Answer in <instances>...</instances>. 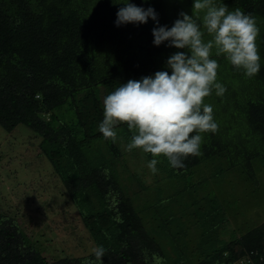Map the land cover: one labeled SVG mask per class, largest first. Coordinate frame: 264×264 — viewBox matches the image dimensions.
<instances>
[{
    "label": "trees",
    "instance_id": "obj_1",
    "mask_svg": "<svg viewBox=\"0 0 264 264\" xmlns=\"http://www.w3.org/2000/svg\"><path fill=\"white\" fill-rule=\"evenodd\" d=\"M133 2L140 5L142 0ZM224 2L256 17L261 71L248 78L217 58L218 79L227 92L205 102L213 105L218 131L204 134L202 154L187 157L182 169L171 168L163 156L158 165L178 181L208 162L207 169L227 173L208 177L213 184L225 187L238 173L257 193L264 188V0ZM148 3L159 13L161 25L171 26L180 11L191 14L192 0ZM118 7L112 0H0V124L9 132L24 124L42 137L41 153L52 162L96 246L106 249L102 264H264V223L217 245L198 243L191 257L186 251L191 241L185 247L174 244V251L183 253L172 256L147 229L143 215L152 213L153 201L131 191L138 178L130 176L125 183L119 171L127 161L122 142L130 141L131 132L121 124L113 142L97 125L105 95L120 82L163 70L177 49L153 45L151 20L115 26ZM145 154L147 162L153 158ZM210 202L215 211L222 209ZM232 208L237 209L230 201ZM38 241L15 215L0 209V264H99L93 252L51 259Z\"/></svg>",
    "mask_w": 264,
    "mask_h": 264
},
{
    "label": "clouds",
    "instance_id": "obj_2",
    "mask_svg": "<svg viewBox=\"0 0 264 264\" xmlns=\"http://www.w3.org/2000/svg\"><path fill=\"white\" fill-rule=\"evenodd\" d=\"M119 5L115 26L154 23L153 45L175 48L163 70L129 79L103 97V118L97 130L116 142L117 128L126 123L131 139L128 152L140 149L153 157L146 167L155 175L159 157L173 169L185 167L189 156H200L206 133H216L214 108L205 98L223 97L227 87L218 79L223 58L234 69L252 78L262 68L257 47L260 28L256 17L240 8L230 9L224 0H192L191 14L180 11L171 26L161 25L159 13L142 0H112ZM144 5H148L145 7ZM102 264L106 249L92 250Z\"/></svg>",
    "mask_w": 264,
    "mask_h": 264
},
{
    "label": "rangeland",
    "instance_id": "obj_3",
    "mask_svg": "<svg viewBox=\"0 0 264 264\" xmlns=\"http://www.w3.org/2000/svg\"><path fill=\"white\" fill-rule=\"evenodd\" d=\"M41 139L24 124L12 132L0 124V209L15 215L51 259L89 255L97 247L94 236L76 204L65 194L52 162L41 153ZM122 143L127 161L126 167L120 165L119 171L125 183L129 184L130 176L138 178L131 182V191L139 192L141 199L150 198L154 207L160 208L143 217L149 232L172 256L183 253L179 249L177 254L174 244L185 247L191 241L186 250L191 257L190 252L198 243L210 244L211 240V245H217L221 240H230L235 233L264 223V188L255 193L240 174H235L232 183L229 177L225 187L207 179L214 174L219 178L227 174L221 168L207 169L208 162L190 171L185 180L176 181V175L167 174L159 165L158 173L153 175L146 167L147 155L142 151L128 152L125 150L128 142ZM260 177L264 180L263 172ZM213 181L216 183L217 179ZM210 200L222 209L215 211ZM230 201L237 209L230 210ZM223 220L225 225L221 227Z\"/></svg>",
    "mask_w": 264,
    "mask_h": 264
}]
</instances>
